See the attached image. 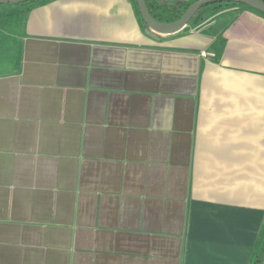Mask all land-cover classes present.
I'll return each instance as SVG.
<instances>
[{"label": "crops", "instance_id": "obj_1", "mask_svg": "<svg viewBox=\"0 0 264 264\" xmlns=\"http://www.w3.org/2000/svg\"><path fill=\"white\" fill-rule=\"evenodd\" d=\"M17 7H0V264H253L264 15L162 36L134 0Z\"/></svg>", "mask_w": 264, "mask_h": 264}, {"label": "water", "instance_id": "obj_2", "mask_svg": "<svg viewBox=\"0 0 264 264\" xmlns=\"http://www.w3.org/2000/svg\"><path fill=\"white\" fill-rule=\"evenodd\" d=\"M30 1L32 0H0V6L20 5ZM134 1L137 13L144 26L152 33L162 36H170L179 33L188 25L190 20L201 8L211 4H239L264 15V1L262 0H197L192 3L176 21L172 23H159L151 17L145 0ZM261 264H264V256Z\"/></svg>", "mask_w": 264, "mask_h": 264}, {"label": "trees", "instance_id": "obj_3", "mask_svg": "<svg viewBox=\"0 0 264 264\" xmlns=\"http://www.w3.org/2000/svg\"><path fill=\"white\" fill-rule=\"evenodd\" d=\"M37 1H39V0H32L30 2H27V3H24V4H20V5H17V6L30 5V4H32L34 2H37ZM195 1H197V0H191L190 3H188L187 5H183V4H180V3H172V8H175V5H178V4L181 5V7L177 8V9H165L158 3V0H145L147 8H148V11H149L151 17L156 22H159V23H172V22L176 21L184 13V11L192 3H194ZM134 5H135V1H134ZM230 5L239 6V7H244L245 8V6L239 5V4L219 3V4H211V5L205 6V7L201 8L200 10H202L204 8H207V7H210V6L214 7V10H219L222 7L230 6ZM0 7H3V6H0ZM135 9H136V5H135ZM136 12H137V9H136ZM196 14L194 15V17L196 16ZM193 18L190 20V22L193 20ZM263 256H264V245H263L261 253L255 258L253 264H261Z\"/></svg>", "mask_w": 264, "mask_h": 264}, {"label": "rangeland", "instance_id": "obj_4", "mask_svg": "<svg viewBox=\"0 0 264 264\" xmlns=\"http://www.w3.org/2000/svg\"><path fill=\"white\" fill-rule=\"evenodd\" d=\"M158 3L165 9H177L179 7H181V5H175V8H172V3L169 1H165V0H158ZM3 7H10L11 10H9V14H13L15 15L16 12L18 11V7L17 5H5ZM1 7V8H3ZM17 7V8H14ZM244 8V7H243ZM250 11H254L252 9L246 8ZM258 13V12H257ZM198 20H202L205 23H211L212 25H220L223 23H226L227 21L230 20V16L228 15V13H221L219 10H214V7H207L204 8L202 10H200L196 16L193 18V20L191 21V23H195ZM191 25V24H190ZM192 27V26H190Z\"/></svg>", "mask_w": 264, "mask_h": 264}, {"label": "built area", "instance_id": "obj_5", "mask_svg": "<svg viewBox=\"0 0 264 264\" xmlns=\"http://www.w3.org/2000/svg\"><path fill=\"white\" fill-rule=\"evenodd\" d=\"M166 1H169L171 3H180L183 5H187L188 3H190L191 0H166ZM262 1H264V0H262Z\"/></svg>", "mask_w": 264, "mask_h": 264}]
</instances>
